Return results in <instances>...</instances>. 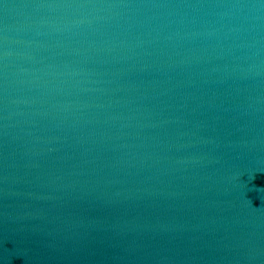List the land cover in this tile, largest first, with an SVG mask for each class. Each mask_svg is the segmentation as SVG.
<instances>
[{
  "label": "water",
  "instance_id": "1",
  "mask_svg": "<svg viewBox=\"0 0 264 264\" xmlns=\"http://www.w3.org/2000/svg\"><path fill=\"white\" fill-rule=\"evenodd\" d=\"M0 264H264V0H0Z\"/></svg>",
  "mask_w": 264,
  "mask_h": 264
}]
</instances>
